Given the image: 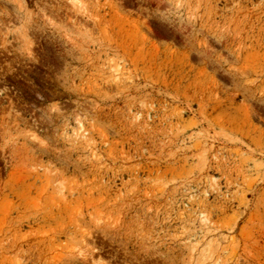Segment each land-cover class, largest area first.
I'll return each instance as SVG.
<instances>
[{
  "label": "rangeland",
  "instance_id": "rangeland-1",
  "mask_svg": "<svg viewBox=\"0 0 264 264\" xmlns=\"http://www.w3.org/2000/svg\"><path fill=\"white\" fill-rule=\"evenodd\" d=\"M100 262L264 264V0H0V264Z\"/></svg>",
  "mask_w": 264,
  "mask_h": 264
},
{
  "label": "bare ground",
  "instance_id": "bare-ground-1",
  "mask_svg": "<svg viewBox=\"0 0 264 264\" xmlns=\"http://www.w3.org/2000/svg\"><path fill=\"white\" fill-rule=\"evenodd\" d=\"M113 79H114V81H116L118 79V74L117 73L114 75ZM79 125H80V129H83V126L81 124H79ZM100 264H101V262H100Z\"/></svg>",
  "mask_w": 264,
  "mask_h": 264
}]
</instances>
